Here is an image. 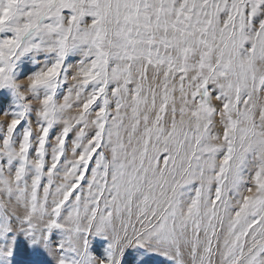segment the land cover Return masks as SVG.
I'll use <instances>...</instances> for the list:
<instances>
[{
    "label": "snow or ice",
    "instance_id": "6c2138e0",
    "mask_svg": "<svg viewBox=\"0 0 264 264\" xmlns=\"http://www.w3.org/2000/svg\"><path fill=\"white\" fill-rule=\"evenodd\" d=\"M0 264H264V0H0Z\"/></svg>",
    "mask_w": 264,
    "mask_h": 264
},
{
    "label": "rangeland",
    "instance_id": "374dc122",
    "mask_svg": "<svg viewBox=\"0 0 264 264\" xmlns=\"http://www.w3.org/2000/svg\"><path fill=\"white\" fill-rule=\"evenodd\" d=\"M97 246H99V245H97ZM131 258H132V257L130 256L129 259H131ZM156 259H157V261H160V260H162L163 258H159V257H157Z\"/></svg>",
    "mask_w": 264,
    "mask_h": 264
}]
</instances>
